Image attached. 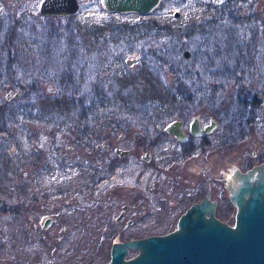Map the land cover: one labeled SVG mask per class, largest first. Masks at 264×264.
<instances>
[{"label":"rangeland","instance_id":"374dc122","mask_svg":"<svg viewBox=\"0 0 264 264\" xmlns=\"http://www.w3.org/2000/svg\"><path fill=\"white\" fill-rule=\"evenodd\" d=\"M38 1L0 0V32L17 21L22 38L29 42L25 43L26 50L17 64L10 68L12 75L7 72L4 60L0 63V105L9 103L8 106L17 107L14 109L21 115L24 107L32 108L31 112L36 113L39 107L65 104L75 106L76 113L78 108H85L86 113L89 111L96 118L106 116L108 122H119L123 115L130 113V108L180 105L183 104L180 99L179 103L178 99H171L176 91L198 90L199 102L191 104L226 107L234 117L237 132L233 147L235 155L214 161L220 168L219 171L208 172L209 176L218 175L224 166L244 171L253 164L264 162L262 29L259 28L256 38L243 26L232 27V31L222 33L218 40L203 41L198 34H193L200 25L218 18L211 6H219L224 0H186L181 5L161 2L147 16L112 14L103 9L101 0H79L80 11L71 16V20H67L69 17L41 16ZM256 8L261 19L264 1H259ZM246 13L248 10L244 9L240 14ZM69 21H73L83 39L77 56L69 48L65 32L52 40L44 37L48 28H70ZM216 21L218 25H224L218 28L219 31L229 29L225 24L227 21ZM31 23H36L40 30L36 39L24 34L26 27L30 30L34 26ZM127 26L133 27L128 29ZM123 29L128 34H121ZM125 36L130 41L121 44L107 42L108 39ZM101 38L106 42L91 46L87 53L88 47L84 43ZM252 45H255L253 51ZM241 46L239 65L244 72L240 68L241 73L236 72L232 78L219 76L224 67L238 63L235 58ZM186 51L187 57L184 56ZM100 66L107 68L102 81L85 69L94 72ZM69 68L74 72L71 77L75 91L68 95L70 97H61L52 89L58 92L71 89L66 87L67 82L59 81ZM234 76L242 82L233 85ZM35 82L40 85L41 93L34 89ZM57 83H61L60 86ZM96 84L101 85L100 89L104 91L103 102L98 93H92ZM17 93L19 98L13 97ZM245 96H254L257 109L241 104L243 101L239 99ZM38 126L31 124L29 129L34 131ZM19 127L9 126L8 131L0 133V198L4 202L0 207V264H103L110 259L112 243L164 234L175 227L179 213L187 206L173 208L168 204L177 202L181 192H186L185 189H176L170 199L163 200L164 217L162 215L144 226L141 223L134 226V215L141 211L154 215L152 212L158 211V202L150 194L147 208L138 209L132 198L133 174H121L111 185L97 172L100 170L99 162L92 161L91 186L88 192L79 193L78 188L83 184L79 170L84 160H71V178L64 177L66 182H62L63 171L58 167V158L52 154L45 156L46 167L32 174L26 160L29 151L35 145L37 148L46 146L48 138L41 135L37 144L26 141ZM43 130L50 132V128ZM253 153L258 155L257 158ZM48 171L51 172L49 177L46 175ZM204 173L201 172L200 177ZM58 190L66 192L54 195ZM142 191L147 192L145 187ZM45 194L48 197L43 199ZM32 198L36 200L35 207H31ZM224 204L228 212L233 213L228 201ZM19 205L23 207L20 215L17 211ZM124 205L127 210L123 209ZM219 212L224 220L232 221L233 216L228 215L224 208ZM120 215H123V220L118 221ZM46 218H50L52 223L43 231L41 226ZM136 254L130 251L126 258Z\"/></svg>","mask_w":264,"mask_h":264},{"label":"flooded vegetation","instance_id":"af4514ba","mask_svg":"<svg viewBox=\"0 0 264 264\" xmlns=\"http://www.w3.org/2000/svg\"><path fill=\"white\" fill-rule=\"evenodd\" d=\"M93 45L95 44L92 41L86 44L87 53ZM85 69L89 70V74L93 73L98 81L105 80L103 77L107 68L100 66L94 72L91 71L92 69ZM73 73L69 68L68 73L59 77V81L67 82L66 87H71L70 90L58 92L52 89V92L60 93L61 97L74 93V82L71 77ZM57 84L60 86L61 83ZM94 87L96 88L92 93H98L100 101L103 102L102 97L105 94L103 95L104 91L100 89L101 85L96 84ZM198 94V90L176 91L171 99H178L177 102L180 99L183 104L130 108V113L123 115L119 122H108L106 116L96 118L89 111L86 113L85 108H78L76 113V108L72 105L61 104L52 106L53 108L43 106L39 107L36 113L31 112L32 108L24 107L19 127L24 139L37 144L41 135L48 138L46 142L48 145L39 148L35 145L29 151L26 160L29 162L31 172L36 174L37 171H42L46 167L45 156L52 154L51 156L58 158V167L63 171L64 175L61 178L64 182V177L71 178L70 161L76 158L82 159L85 163L79 170L80 177H83V184L78 188L79 193L88 192L91 186L89 176L93 169L90 164L92 161L99 162L100 170L97 172L101 174L102 180L111 185L121 174V176L127 173L133 174L132 198L138 209L147 208L150 194L158 202V211L152 212L154 215L144 214L143 211L134 215V226L140 223L144 226L162 217L165 209L163 200L168 199L176 189H185L186 192H181L182 195L177 202L168 203L173 208L187 204L179 213L175 227L164 234H150L142 238L171 233L183 213L196 203L200 204L205 200L215 204L213 211L216 220L232 226L235 223L236 207L229 201L228 185L234 181L237 169L224 166L221 173L216 176L210 175L211 177L208 172L219 171V165L214 162L218 161L219 157L229 159L235 155L233 147L237 141V132L234 117L226 111V107L191 104L199 102ZM249 121L251 123V120ZM31 124H38L39 128L30 130ZM46 128H50V132L46 133L43 130ZM257 156L253 153L254 158ZM0 157H2L1 153ZM261 164L264 162L253 164L247 170ZM247 170L237 171L243 173ZM201 172L205 173L200 177ZM147 174L149 177L146 176ZM144 187L147 192L142 191ZM208 187L209 189H206ZM68 189L70 190V187ZM65 192L58 190L54 195H63ZM47 197L45 194L42 198ZM33 200L30 203L31 207L36 206V200ZM227 201L234 209L233 213L228 212L229 209L224 204ZM127 208L123 206L124 210ZM223 208L228 215L233 216L232 223L224 220L223 215L219 214ZM22 209V205H19L17 209L19 215ZM119 217H121L120 221L123 220V215ZM206 217L209 215L207 214ZM46 219H49L50 226L52 220ZM46 219L41 226L43 231L49 228V226L44 227Z\"/></svg>","mask_w":264,"mask_h":264},{"label":"water","instance_id":"95a60500","mask_svg":"<svg viewBox=\"0 0 264 264\" xmlns=\"http://www.w3.org/2000/svg\"><path fill=\"white\" fill-rule=\"evenodd\" d=\"M161 2L101 0L109 13L139 16L149 15ZM79 11V0H40L38 4L41 16L71 17ZM234 178L228 185L229 201L236 207L234 225L216 220L215 204L205 200L183 213L171 233L112 243L110 259L103 264H264V164L243 173L236 170ZM49 224L46 219L44 227ZM130 251L137 254L126 258Z\"/></svg>","mask_w":264,"mask_h":264},{"label":"trees","instance_id":"16d2710c","mask_svg":"<svg viewBox=\"0 0 264 264\" xmlns=\"http://www.w3.org/2000/svg\"><path fill=\"white\" fill-rule=\"evenodd\" d=\"M97 1V0H96ZM186 0H162L163 3H173L175 5H181L185 2ZM259 1H264V0H224L221 2L219 6H211V9L218 14V18L216 20L219 21H227L225 24L229 26V29L226 31H219L218 28L224 26L218 25V21H209L207 24H203L199 26V30L197 32H194L193 34H198L199 39H202L203 41H209V40H218L219 36L222 35V33L232 31V27H244L246 30H251V35L253 38H256V36L259 35V28L262 29V37L264 39V16H261V19H259V14L256 12V7H258ZM221 10H217V9ZM247 9L248 13L246 15H241L240 13L244 10ZM32 19V18H31ZM47 19L51 20V17H47ZM72 18L69 17L67 20H71ZM260 20V21H259ZM36 22V21H34ZM70 22V21H69ZM223 23V22H222ZM12 25L9 27H4L3 30L0 32V63L2 60H4L3 64H6V70L9 72V74L12 75V70L10 68L16 65L17 61L21 58V55L23 52L26 50L27 45L25 43L27 42V39L22 38V31L20 30V24L17 21H14L11 23ZM34 25V26H33ZM31 23L30 30L28 27L25 30L24 34H28L33 38H37V35L39 34L38 32L39 27L36 26V23ZM70 28L66 27H57V28H48L45 32L44 37L47 40H52L55 37H61L62 33L65 32V40H67V44L69 45V48H71L73 54L77 56V51L82 49V37L79 35V32L76 31V26L73 24V21L68 24ZM28 26V25H27ZM42 26V25H40ZM2 27V26H1ZM133 26H127L126 28L131 29ZM23 28V27H22ZM21 33H20V31ZM121 34L127 33L125 31L127 30H121ZM219 33V34H218ZM128 34V33H127ZM218 34V35H217ZM126 36L123 37H114L111 39H108V44H121L124 42L130 41V39L127 40ZM93 42V41H92ZM98 42L105 43L106 41L104 38H101L97 41H94V44L97 46ZM32 43V42H31ZM84 45H86L84 43ZM95 46V47H96ZM255 45L251 46V49L253 51ZM242 48L243 46L240 47L239 50H237V58H235V61L238 62L236 64H233V66H226L224 67L225 69H222L221 73H219V76H227L233 77V75L240 72V68L242 69V72H244V68L240 67L239 64H241V59H242ZM253 56L254 53H251ZM72 56V55H71ZM246 67V66H245ZM235 77V76H234ZM242 80L239 77H235V79L232 81L233 85L241 83ZM7 83V82H6ZM5 83V84H6ZM12 84V83H10ZM35 87L36 91L40 92V88L38 83L35 82ZM241 86V85H240ZM41 93V92H40ZM242 100L241 104L244 106L247 104V106L251 107L252 110L257 109V102L254 98V96L247 97L245 96ZM249 101V102H248ZM9 103L1 104L0 105V133L8 131L9 126H16L21 125L22 118L21 115L19 114V111H16L14 108L17 109V107H13V105H9Z\"/></svg>","mask_w":264,"mask_h":264},{"label":"bare ground","instance_id":"6f19581e","mask_svg":"<svg viewBox=\"0 0 264 264\" xmlns=\"http://www.w3.org/2000/svg\"><path fill=\"white\" fill-rule=\"evenodd\" d=\"M46 175L49 177V176L51 175V172L48 171V172L46 173ZM232 176H233V175H232ZM232 176H231V177H232ZM231 177H230V178H231ZM231 179H232V178H231Z\"/></svg>","mask_w":264,"mask_h":264}]
</instances>
